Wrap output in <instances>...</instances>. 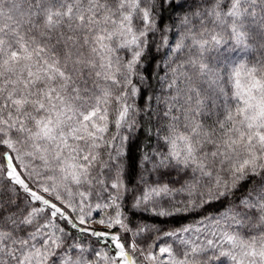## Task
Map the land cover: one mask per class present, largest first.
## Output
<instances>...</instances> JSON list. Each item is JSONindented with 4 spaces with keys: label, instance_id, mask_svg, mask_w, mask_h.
<instances>
[{
    "label": "snow or ice",
    "instance_id": "obj_1",
    "mask_svg": "<svg viewBox=\"0 0 264 264\" xmlns=\"http://www.w3.org/2000/svg\"><path fill=\"white\" fill-rule=\"evenodd\" d=\"M0 264H264V0H0Z\"/></svg>",
    "mask_w": 264,
    "mask_h": 264
},
{
    "label": "trees",
    "instance_id": "obj_2",
    "mask_svg": "<svg viewBox=\"0 0 264 264\" xmlns=\"http://www.w3.org/2000/svg\"><path fill=\"white\" fill-rule=\"evenodd\" d=\"M169 13L165 12L163 14V19L160 21L161 26L166 23H169ZM172 15H175L172 13ZM161 54L156 55L150 62L149 70L151 71V65H154L157 60L161 58ZM141 105L143 104V100L138 101ZM146 141L145 134L141 131L137 133L136 137L134 138V143L130 146V159L128 160V164L130 166L131 172V180L135 183V180L140 172V168L138 166V161L140 158V151L139 146L144 144ZM155 144V140L152 141ZM174 177L164 176L162 179L166 182ZM152 180L157 179V177H151ZM129 200V204H130ZM224 207L223 204H216L213 208H208L203 211L197 213H190L183 216H173V217H153L150 214H142L139 210H128V215L131 219L132 226L135 227L137 224H148V225H157L161 230L168 231L174 228H179L183 225L192 224L195 221L199 220L202 216L207 215L209 213H215L222 210ZM164 242V241H162Z\"/></svg>",
    "mask_w": 264,
    "mask_h": 264
}]
</instances>
